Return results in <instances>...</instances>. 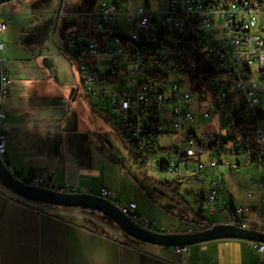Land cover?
<instances>
[{"label": "built area", "instance_id": "2783aa9c", "mask_svg": "<svg viewBox=\"0 0 264 264\" xmlns=\"http://www.w3.org/2000/svg\"><path fill=\"white\" fill-rule=\"evenodd\" d=\"M152 2L136 0L132 9L133 0H100L93 30L71 29L61 49L87 94L125 129L136 150L152 158L157 169L164 167L175 183H191L192 206L247 229L257 213L256 222L264 227L263 191L247 193L258 195L256 205L237 203L225 178L253 164L258 172L253 183L264 185V1ZM7 27L0 20V50ZM12 84L2 73L1 97L11 93ZM4 119L0 108V123ZM8 143L0 134L3 161ZM27 183L56 189L49 170ZM0 189L8 191L1 181ZM99 196L142 227L165 232L157 221L138 214L136 202L116 199V191L102 188ZM205 228V222H191L188 231ZM117 238L132 244L123 232ZM256 246L264 254V243ZM175 250L188 254L187 245Z\"/></svg>", "mask_w": 264, "mask_h": 264}, {"label": "crops", "instance_id": "0c3cea01", "mask_svg": "<svg viewBox=\"0 0 264 264\" xmlns=\"http://www.w3.org/2000/svg\"><path fill=\"white\" fill-rule=\"evenodd\" d=\"M98 5L94 0L0 4V20L8 25L0 50L2 71L13 80L11 93L0 99L5 112L0 134L9 138L4 162L25 182L49 170L57 190L99 195L102 188L118 192L115 177L121 184L129 178L116 154L121 153L117 141L124 136L104 117L111 115L102 103L87 94L73 61L61 49L71 29L93 30ZM125 152L129 154L128 146ZM252 183L247 193L263 189ZM6 188L0 189V264H260L264 258L257 242L244 239L195 243L185 257L175 247L131 237L132 244L123 243L87 209L38 207ZM229 193L237 201L238 196ZM246 199L258 203V195ZM145 211L137 205L138 214ZM252 216L257 226L252 228L258 229L257 213Z\"/></svg>", "mask_w": 264, "mask_h": 264}, {"label": "water", "instance_id": "95a60500", "mask_svg": "<svg viewBox=\"0 0 264 264\" xmlns=\"http://www.w3.org/2000/svg\"><path fill=\"white\" fill-rule=\"evenodd\" d=\"M12 0H0V4ZM2 65L0 58V99ZM0 181L21 198L57 206L77 207L101 211L112 218L121 230L131 237L145 243L176 247L222 238L244 239L264 243V230L247 229L231 223H215L211 227L197 231L161 232L142 227L125 214L114 202L99 195L87 192L62 191L29 184L19 179L0 157Z\"/></svg>", "mask_w": 264, "mask_h": 264}, {"label": "rangeland", "instance_id": "374dc122", "mask_svg": "<svg viewBox=\"0 0 264 264\" xmlns=\"http://www.w3.org/2000/svg\"><path fill=\"white\" fill-rule=\"evenodd\" d=\"M93 1V0H92ZM97 2H100V0H94ZM136 0H133L132 9L135 8ZM152 6H157V3L155 0L152 2ZM123 20V27L127 28L125 25V16L122 17ZM119 146L118 148L121 150V153H117V156L119 157L120 165L122 166L123 171L127 174L128 180L121 184L119 183V180L117 177H115V180H117V190H118V197L120 198L123 203H129L131 200L135 201L139 208L147 209V211L144 212L143 216L146 218H150L152 220L157 221L160 225L164 226L165 232L171 233V232H181L185 231L187 227L189 226V222L186 220H183L181 218H178L177 216H171L169 217L168 214L165 217L161 216L160 213L163 211L159 204H151L149 202V195H152L156 192L159 185L156 182H161L162 184L166 182H174V179L171 175H169L166 172L159 171L155 167V163L153 160H150L149 163L146 166H139L135 159L127 154L125 152L126 147L128 146V143L126 139L124 140L122 138H119V141H117ZM129 151V148H128ZM122 154L125 155V158L122 157ZM129 155V157H128ZM132 161V162H131ZM253 164H249L248 166H243L241 170L238 171L236 175L233 177H225L228 181V184L226 187H228L233 193H235L238 196L237 203L245 202L248 204L256 205L257 200L254 199H246L247 191L250 188V183H252L253 178H257L258 172L252 166ZM253 184V183H252ZM191 183L183 184L179 187L178 193H180L187 201H191V195L188 194L189 187ZM254 185V184H253ZM263 196H264V186H263ZM167 204V203H165ZM193 208L196 210V206L193 205ZM84 209V208H80ZM88 211V210H87ZM208 219L222 221L225 219V217L221 214L217 215H208ZM212 220V221H214ZM253 227H256V224L253 222L251 224ZM110 228H113L117 233H122L123 231L119 226H108ZM124 233V232H123ZM138 242H142L136 239H133Z\"/></svg>", "mask_w": 264, "mask_h": 264}, {"label": "trees", "instance_id": "16d2710c", "mask_svg": "<svg viewBox=\"0 0 264 264\" xmlns=\"http://www.w3.org/2000/svg\"><path fill=\"white\" fill-rule=\"evenodd\" d=\"M256 3L262 2L264 0H253ZM104 117L113 124V126L124 136L128 143V148L130 152V156L135 159L136 163L143 167L146 166L152 158H144L142 154H140L136 148L133 141L130 139V137L127 135V132L125 129L117 123L111 116L105 115L103 113ZM162 170H165L164 167H162ZM159 187L156 190V192L152 195H149V198L160 205L161 208H163L166 212L177 216L178 218H181L183 220H186L187 222H205L206 227H211L215 224L214 221L208 219L207 216H205L203 213H201L200 210H195L191 203L187 201L180 193H178V189L180 185L178 183H170L166 182L162 184L161 182H156ZM167 203V204H165ZM45 205L49 206H56V207H65V206H57L52 204L43 203ZM85 209V208H84ZM94 215H97L105 225L107 226H118L116 222L102 213L101 211L94 210V209H87ZM259 230H264V227H259ZM102 231L105 232V229L102 228Z\"/></svg>", "mask_w": 264, "mask_h": 264}]
</instances>
